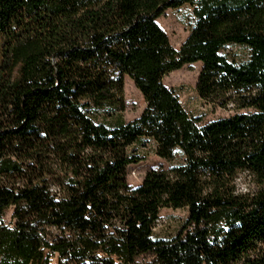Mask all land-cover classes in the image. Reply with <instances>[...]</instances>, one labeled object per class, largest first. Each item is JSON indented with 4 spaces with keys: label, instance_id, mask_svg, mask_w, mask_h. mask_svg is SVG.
Segmentation results:
<instances>
[{
    "label": "trees",
    "instance_id": "obj_1",
    "mask_svg": "<svg viewBox=\"0 0 264 264\" xmlns=\"http://www.w3.org/2000/svg\"><path fill=\"white\" fill-rule=\"evenodd\" d=\"M182 6L195 23L176 51L156 20ZM0 39V264H264V0H0ZM196 63L199 97L239 113L182 108L163 78ZM125 77L143 113L95 122L124 107ZM146 144L183 163L132 189ZM169 208L188 216L153 240Z\"/></svg>",
    "mask_w": 264,
    "mask_h": 264
},
{
    "label": "rangeland",
    "instance_id": "obj_2",
    "mask_svg": "<svg viewBox=\"0 0 264 264\" xmlns=\"http://www.w3.org/2000/svg\"><path fill=\"white\" fill-rule=\"evenodd\" d=\"M156 23L163 33L167 35L169 44L176 51H179L180 45L188 37L190 30L193 28L195 20L192 17V11L189 6H182L176 10H166L160 16ZM1 50V39H0ZM229 62L235 65H241L247 61L249 52L246 47L226 46L221 53ZM1 61V53H0ZM202 65L196 63L193 65H185L179 71L172 72L163 78L165 88L172 90L179 99L180 105L186 112L195 119H200L201 124H207L213 120L227 118L237 112L232 107L223 109L214 103L202 100L196 92L197 76ZM124 107L121 111H95L92 112V118L97 123L108 124L111 120L122 122H131L136 120L144 111L145 102L142 95L134 87L133 83L124 78ZM243 113V112H240ZM137 152L145 157V160L137 165H131L126 168V183L136 189L140 185L146 173L153 170H168L172 167L181 166L183 158L180 154H175L172 160H163L154 154L153 144H146L144 147H137ZM240 192L245 190L252 192L255 189L254 183L247 176H239L237 180ZM10 211H7L2 220L5 224L10 222ZM159 218L153 226V240L168 241L174 237L181 228L187 218V210L184 209H161L158 214ZM50 239L59 237L58 231L48 229L46 231Z\"/></svg>",
    "mask_w": 264,
    "mask_h": 264
}]
</instances>
